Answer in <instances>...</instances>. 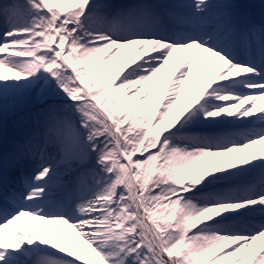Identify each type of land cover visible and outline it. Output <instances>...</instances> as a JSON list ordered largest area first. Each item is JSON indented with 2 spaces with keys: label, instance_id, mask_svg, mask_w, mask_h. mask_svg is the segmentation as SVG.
I'll return each instance as SVG.
<instances>
[{
  "label": "snow or ice",
  "instance_id": "6c2138e0",
  "mask_svg": "<svg viewBox=\"0 0 264 264\" xmlns=\"http://www.w3.org/2000/svg\"><path fill=\"white\" fill-rule=\"evenodd\" d=\"M262 103L240 0H0V264H264Z\"/></svg>",
  "mask_w": 264,
  "mask_h": 264
},
{
  "label": "bare ground",
  "instance_id": "6f19581e",
  "mask_svg": "<svg viewBox=\"0 0 264 264\" xmlns=\"http://www.w3.org/2000/svg\"><path fill=\"white\" fill-rule=\"evenodd\" d=\"M248 1H250L251 3L255 4L253 2V0H240V2L243 4V5H247L248 4ZM113 3H126V2H129V0H112ZM259 4H256L255 6H259L257 7V9H262L264 11V2L260 1V2H257ZM261 4V5H260ZM252 5V4H251ZM251 9V7H248L247 8V12L248 10ZM263 14V19H264V12L262 13ZM257 16V15H256ZM262 107H264V103L261 104ZM259 147V146H257ZM30 171L32 170V167L30 166L29 167ZM31 175V173H30ZM20 176V175H19ZM22 178V177H21ZM21 178H20V181H21ZM20 181H19V184H20Z\"/></svg>",
  "mask_w": 264,
  "mask_h": 264
},
{
  "label": "rangeland",
  "instance_id": "374dc122",
  "mask_svg": "<svg viewBox=\"0 0 264 264\" xmlns=\"http://www.w3.org/2000/svg\"><path fill=\"white\" fill-rule=\"evenodd\" d=\"M262 0H253L254 3L260 2ZM8 132L10 136H18L20 134V129L15 125V117L10 116L8 119ZM18 184H15L17 186Z\"/></svg>",
  "mask_w": 264,
  "mask_h": 264
}]
</instances>
